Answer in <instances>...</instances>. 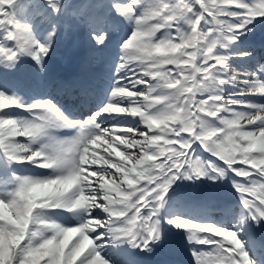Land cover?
<instances>
[{
  "label": "snow or ice",
  "instance_id": "1",
  "mask_svg": "<svg viewBox=\"0 0 264 264\" xmlns=\"http://www.w3.org/2000/svg\"><path fill=\"white\" fill-rule=\"evenodd\" d=\"M258 31L264 0H0V264H145L174 236L192 264H264ZM62 41L69 99L30 94Z\"/></svg>",
  "mask_w": 264,
  "mask_h": 264
},
{
  "label": "rangeland",
  "instance_id": "2",
  "mask_svg": "<svg viewBox=\"0 0 264 264\" xmlns=\"http://www.w3.org/2000/svg\"><path fill=\"white\" fill-rule=\"evenodd\" d=\"M72 51H70V53H71Z\"/></svg>",
  "mask_w": 264,
  "mask_h": 264
}]
</instances>
